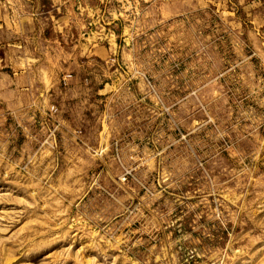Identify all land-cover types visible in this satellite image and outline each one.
I'll list each match as a JSON object with an SVG mask.
<instances>
[{
	"label": "rangeland",
	"instance_id": "374dc122",
	"mask_svg": "<svg viewBox=\"0 0 264 264\" xmlns=\"http://www.w3.org/2000/svg\"><path fill=\"white\" fill-rule=\"evenodd\" d=\"M58 1L0 0V264H264V0Z\"/></svg>",
	"mask_w": 264,
	"mask_h": 264
},
{
	"label": "crops",
	"instance_id": "0c3cea01",
	"mask_svg": "<svg viewBox=\"0 0 264 264\" xmlns=\"http://www.w3.org/2000/svg\"><path fill=\"white\" fill-rule=\"evenodd\" d=\"M63 2L61 1H58V2H61L63 4H66L69 0H62ZM144 1V0H143ZM69 3H73V0H71ZM189 4H191V2H189L188 0H170L169 2H165L161 5H159V16H160V19L162 16H164V18H169L171 16H175V15H178L182 12V9L183 7H186L188 6ZM78 13H75V17L72 18L73 20H77L80 24V21L78 20V16H76ZM67 20L64 19L63 21ZM69 20H71L69 18ZM62 21V22H63ZM66 24V23H64ZM82 27V26H81ZM80 33V31H79ZM94 47H88L87 51L88 52H91L92 53V49H93V52L99 54V55H104V56H107V48H105L104 46H101V44H98V42H95L94 44H92Z\"/></svg>",
	"mask_w": 264,
	"mask_h": 264
}]
</instances>
